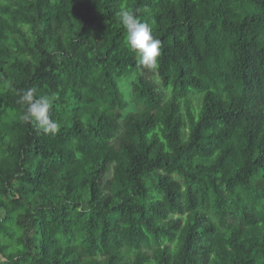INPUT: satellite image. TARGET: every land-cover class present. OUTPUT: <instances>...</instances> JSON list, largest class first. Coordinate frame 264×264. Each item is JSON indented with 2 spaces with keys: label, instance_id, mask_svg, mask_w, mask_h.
I'll use <instances>...</instances> for the list:
<instances>
[{
  "label": "trees",
  "instance_id": "trees-1",
  "mask_svg": "<svg viewBox=\"0 0 264 264\" xmlns=\"http://www.w3.org/2000/svg\"><path fill=\"white\" fill-rule=\"evenodd\" d=\"M0 264H264V0L0 1Z\"/></svg>",
  "mask_w": 264,
  "mask_h": 264
},
{
  "label": "clouds",
  "instance_id": "clouds-1",
  "mask_svg": "<svg viewBox=\"0 0 264 264\" xmlns=\"http://www.w3.org/2000/svg\"><path fill=\"white\" fill-rule=\"evenodd\" d=\"M126 31L125 44L137 56V63L149 70L159 66L161 41L154 37L150 25L143 22L136 14L125 7L117 13ZM35 89L29 88L20 95L19 103L26 105V111L19 116L25 123H31L38 132L56 134L59 132L58 122L50 116L52 99L48 96L36 97Z\"/></svg>",
  "mask_w": 264,
  "mask_h": 264
},
{
  "label": "rangeland",
  "instance_id": "rangeland-1",
  "mask_svg": "<svg viewBox=\"0 0 264 264\" xmlns=\"http://www.w3.org/2000/svg\"><path fill=\"white\" fill-rule=\"evenodd\" d=\"M0 1H2V0H0ZM146 75H147V77L149 79L153 80L157 85H160V80L158 79L157 75L154 73V70H150ZM130 81L131 80H127V82H124L123 88L125 89V91L130 90ZM160 92L162 94L166 95L165 92H162L161 90H160ZM111 175L112 174L109 173L108 174V178H111ZM126 260L131 263V261L133 260V257L132 256H127Z\"/></svg>",
  "mask_w": 264,
  "mask_h": 264
}]
</instances>
